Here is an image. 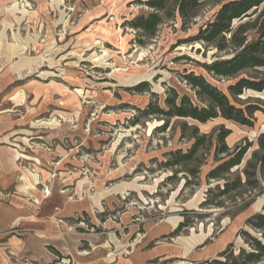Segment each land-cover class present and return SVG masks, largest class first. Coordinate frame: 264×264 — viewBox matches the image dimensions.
Masks as SVG:
<instances>
[{
  "label": "rangeland",
  "instance_id": "374dc122",
  "mask_svg": "<svg viewBox=\"0 0 264 264\" xmlns=\"http://www.w3.org/2000/svg\"><path fill=\"white\" fill-rule=\"evenodd\" d=\"M201 1L193 19L166 18L149 37L127 23L149 12L138 0H0V80L16 64L31 67L24 70L29 76L10 84L4 95L39 82L46 87L42 99L50 92L60 107L56 116L41 101L28 107L31 118L46 126L30 140L39 148L31 151L33 157L43 162L30 168L40 175L41 202L26 205L32 213L50 207L53 233L39 248L25 250L27 243H41L39 236L13 228L7 234L20 238L23 249H7L4 259L12 264H201L230 242L238 252L245 244L242 229L254 234L246 220L264 211V194L243 187L218 198L222 205L205 203L208 191L224 184L208 177L227 155L219 151L218 136L231 130L225 141L230 151L254 142L242 171L264 134V112L256 113L253 128L222 117L207 123L173 117L161 129L162 116L139 111L152 102L164 107L171 88L199 103L186 73L202 74L227 94L241 77H264V68L231 78L208 73L203 64L231 54L192 37L228 0ZM142 82H148V90L133 89ZM238 99L264 103V92L247 89ZM197 139L203 143L194 158L175 164ZM75 204L78 208L70 207Z\"/></svg>",
  "mask_w": 264,
  "mask_h": 264
},
{
  "label": "trees",
  "instance_id": "16d2710c",
  "mask_svg": "<svg viewBox=\"0 0 264 264\" xmlns=\"http://www.w3.org/2000/svg\"><path fill=\"white\" fill-rule=\"evenodd\" d=\"M149 12L139 14L127 23L134 29L142 31L143 35L153 36L166 18L180 15L183 22L193 19L202 5L201 0H138ZM214 45L218 52L231 54L211 63L203 64L208 73L217 77H236L239 73L251 68H264V0H228L221 3L212 18L200 28L192 37ZM140 43L143 40L140 39ZM185 81L195 91V101L187 93L179 94L176 88H171L164 102V107L153 102L144 109H139L142 115L157 114L165 119L161 129H167L169 119L184 117L207 123L211 119L222 117L234 123L253 128L257 112H264V103L242 102L239 98L247 89L264 92V77H241L237 82L228 86V93L207 80L202 74L186 73ZM146 91L148 82H142L133 88ZM234 98V101L231 99ZM138 123V119L134 124ZM230 129L220 133L219 151L227 153L225 158L211 169L209 178L224 180L208 191L209 198L206 205H222L218 198L227 196L232 192L240 191L245 187L255 195L264 194L261 178H264V134L258 138V147L254 149L252 157L247 161L246 167L240 168L254 142L239 145L233 151L226 144ZM203 139H197L189 152L176 159L175 164L182 160L192 159L197 153ZM240 171L235 177L234 173ZM244 174V179L242 178ZM252 192L250 194H252ZM254 194H252L253 196ZM254 195V196H255ZM235 205H238L235 203ZM264 208V207H263ZM254 230V234L242 229L240 234L245 238V244L235 251L234 243L221 251L218 256L206 259L201 264H264V211H258L246 220ZM184 227L181 223L178 231Z\"/></svg>",
  "mask_w": 264,
  "mask_h": 264
},
{
  "label": "crops",
  "instance_id": "0c3cea01",
  "mask_svg": "<svg viewBox=\"0 0 264 264\" xmlns=\"http://www.w3.org/2000/svg\"><path fill=\"white\" fill-rule=\"evenodd\" d=\"M16 65L14 71L0 80V264H12L3 256L7 249H15V251H18V248L19 250L23 249L20 238L16 235L8 236L7 234L13 228L32 232L39 236L38 240L41 243H34V246L27 243L25 250L39 248L38 245L43 244L44 237L51 236L54 230L53 218L55 216L50 207L32 213L26 205V203L39 205L38 203L41 202L38 199L40 193L37 191L40 175L34 174L30 168L33 164L38 168L39 164L43 162L41 157H33L31 151H38L39 148L32 146L30 140L37 138L33 136L42 131L41 126H46L44 125L45 122L31 118L28 107L30 102L32 103L31 106H36L41 101V107L47 105L50 107L48 112L56 116L55 112L60 109L57 102L59 99L58 97H50V92L45 94V98L42 99V91L46 87H42L39 82L32 81L26 83V87L23 89L16 88L17 90L15 89L9 95H4L10 84L23 81L25 77L29 76L25 74L24 70L31 69L30 66L20 69ZM48 84L45 86H49ZM32 89H34L33 92ZM29 91L32 92L30 99L28 98ZM69 102L74 104L71 100ZM43 132L48 134L47 131L43 130ZM49 133L51 135L48 136L51 137L55 132ZM39 137L44 139V136L40 135ZM56 150L59 149L56 148ZM41 176L43 179L48 177L46 174ZM77 206L75 204L70 207L78 208ZM64 213H68V208L64 210ZM113 264L135 263L132 260H121Z\"/></svg>",
  "mask_w": 264,
  "mask_h": 264
}]
</instances>
